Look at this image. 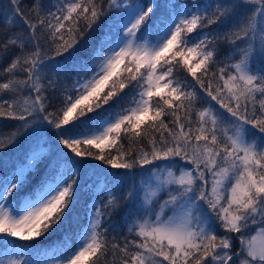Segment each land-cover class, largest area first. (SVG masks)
<instances>
[{"label": "snow or ice", "instance_id": "obj_1", "mask_svg": "<svg viewBox=\"0 0 264 264\" xmlns=\"http://www.w3.org/2000/svg\"><path fill=\"white\" fill-rule=\"evenodd\" d=\"M2 14L0 121L15 123L0 153L15 155L0 264H264V0H7ZM54 232L47 250L16 242Z\"/></svg>", "mask_w": 264, "mask_h": 264}, {"label": "trees", "instance_id": "obj_2", "mask_svg": "<svg viewBox=\"0 0 264 264\" xmlns=\"http://www.w3.org/2000/svg\"><path fill=\"white\" fill-rule=\"evenodd\" d=\"M43 2L45 4H48L49 3V0H43ZM7 3V0H0V25H2L5 21V17L3 16V11L5 9V5ZM24 3L26 4H31L32 3V0H24ZM109 19V17H106L104 20L101 21V24L100 26L96 27V30L94 32H92L89 36L85 37L86 40H89L90 42H95L96 40L99 39V37L103 34V25L105 23V21ZM235 21H233L234 23ZM232 25L229 24L227 27L225 28H222L221 31H226L228 27H231ZM217 25H212L210 28L208 29H205L204 31H207V32H212L213 30H216L217 29ZM16 31H19V29L17 28ZM193 36L196 35V33L194 32L192 34ZM239 43V41L237 42ZM79 46H77L78 48ZM73 53L76 55V56H80L81 53L79 51H77L76 49H73L72 50ZM232 55V46L226 42H221L218 46H217V53L215 54V58L221 60V61H226L227 57ZM238 58V55L237 57ZM10 59V58H9ZM56 59L58 60H63L64 57H57ZM9 60L6 59L4 60L3 62H0V70H2L4 67L7 66ZM123 67V66H122ZM143 71V70H142ZM189 80H191L192 78L189 76L188 77ZM71 83L72 81L71 80H68L67 81V84L68 86H71ZM124 92H128V88H125L124 89ZM121 95H123V93H121ZM130 98V97H129ZM126 103V102H125ZM214 103V102H213ZM217 108L219 107L218 105L216 106ZM220 111H224L223 109H221ZM15 122L13 121H8V120H2L0 121V132H3V133H7L9 131V126L11 124H14ZM6 139V137H5ZM119 143V142H118ZM124 143V146L125 148L128 147V141L125 140L123 141ZM83 149H87L93 153H99L101 151V149H98L96 148L95 146L93 145H83L82 146V150ZM104 152L105 154H107L109 151H112V152H115L116 151V148L115 146H104ZM14 153L11 151V149L9 148H5L3 150L2 153H0V175H3L5 174V168L2 166L3 162L4 161H8L9 162V167L7 169V171H11V165H12V161L14 159ZM93 163H96V164H99L100 162L99 161H93ZM39 180V175H37L33 180H32V183L35 184L37 181ZM26 191L25 190V193L26 194ZM87 202V198H85V200H82L81 201V204L77 206V208L74 210V214H79L81 217H83L84 215V211H85V208H84V204ZM124 215V209L123 208H119L112 216V222L113 223H116V224H119L122 220V217ZM63 223V222H62ZM220 228V227H219ZM75 225L74 224H69V225H66L65 226V231H72V232H75ZM127 231V229L125 228L122 232V235L125 234ZM217 235L218 236H222L223 235V232L222 231H216ZM14 239V238H12ZM63 239V233L61 232H54V233H49L47 236H42L40 237L39 239H33L32 241H19L17 240V244H32V245H36L38 248L40 249H43V250H47L49 246H52L54 244H56V242L58 241H61ZM72 243H75V241L73 240ZM233 246L234 248H239V240L238 239H233ZM4 249L2 247H0V253L3 252ZM32 258H36L35 255H33ZM109 261H111V257L109 256Z\"/></svg>", "mask_w": 264, "mask_h": 264}, {"label": "rangeland", "instance_id": "obj_3", "mask_svg": "<svg viewBox=\"0 0 264 264\" xmlns=\"http://www.w3.org/2000/svg\"><path fill=\"white\" fill-rule=\"evenodd\" d=\"M224 115H225V117L230 119V117H228V113L224 112ZM105 146H107V145H105ZM166 198H167L166 195H164L161 198V202H162L163 199H166ZM219 227H220V225L218 223L216 231H222L223 232V235L221 237H223V236L237 237L239 235V234H236V233H227L226 230H224L222 227H220V228ZM258 230H259V225L251 226L250 230L247 231V233H246V237L250 238L252 235H255ZM232 243H233V241H232ZM3 253H4V251L2 253H0V255H3Z\"/></svg>", "mask_w": 264, "mask_h": 264}]
</instances>
